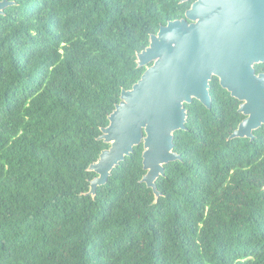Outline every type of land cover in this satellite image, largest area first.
<instances>
[{
	"label": "trees",
	"instance_id": "obj_1",
	"mask_svg": "<svg viewBox=\"0 0 264 264\" xmlns=\"http://www.w3.org/2000/svg\"><path fill=\"white\" fill-rule=\"evenodd\" d=\"M0 15V264H264V125L211 80L185 103L180 159L141 181L143 143L88 194L137 53L181 0H14ZM264 71V63L255 65Z\"/></svg>",
	"mask_w": 264,
	"mask_h": 264
},
{
	"label": "water",
	"instance_id": "obj_2",
	"mask_svg": "<svg viewBox=\"0 0 264 264\" xmlns=\"http://www.w3.org/2000/svg\"><path fill=\"white\" fill-rule=\"evenodd\" d=\"M13 4L0 0V14ZM262 14L264 0H195L185 17L169 20L150 35L149 45L137 53L145 71L131 88L122 89L109 124L101 129L98 138L109 147L88 167L97 174L88 194L95 195L114 167L143 143L141 181L158 199L156 180L167 163L181 158L174 133L186 129L185 103L195 98L211 108L213 75L241 101L238 111L245 117L230 138L254 139V130L264 125V72L255 68L264 63Z\"/></svg>",
	"mask_w": 264,
	"mask_h": 264
},
{
	"label": "flooded vegetation",
	"instance_id": "obj_3",
	"mask_svg": "<svg viewBox=\"0 0 264 264\" xmlns=\"http://www.w3.org/2000/svg\"><path fill=\"white\" fill-rule=\"evenodd\" d=\"M185 1H187V2H190V6H189V8L191 7V5H192V3L195 1V0H185ZM6 9V8H5ZM188 9V8H187ZM186 9V10H187ZM3 14H5V10H4V13ZM0 15H2V14H0ZM185 17V16H184ZM261 17H262V19L264 18V16H263V14L261 15ZM256 68V67H255ZM256 72L257 73H260V72H264V71H257L256 70ZM212 77H218V76H216V75H213Z\"/></svg>",
	"mask_w": 264,
	"mask_h": 264
}]
</instances>
